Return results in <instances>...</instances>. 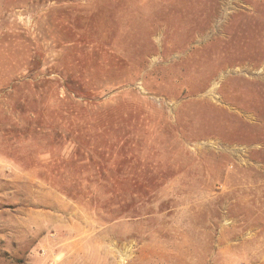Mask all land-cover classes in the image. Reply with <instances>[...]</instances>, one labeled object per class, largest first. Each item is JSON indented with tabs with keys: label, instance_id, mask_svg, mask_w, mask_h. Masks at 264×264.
I'll return each mask as SVG.
<instances>
[{
	"label": "rangeland",
	"instance_id": "1",
	"mask_svg": "<svg viewBox=\"0 0 264 264\" xmlns=\"http://www.w3.org/2000/svg\"><path fill=\"white\" fill-rule=\"evenodd\" d=\"M0 264H264V0H0Z\"/></svg>",
	"mask_w": 264,
	"mask_h": 264
}]
</instances>
